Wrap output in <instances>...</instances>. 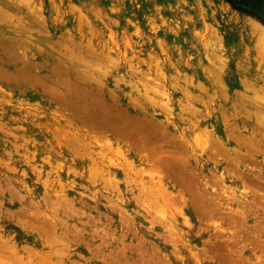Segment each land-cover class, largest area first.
<instances>
[{
  "label": "rangeland",
  "instance_id": "374dc122",
  "mask_svg": "<svg viewBox=\"0 0 264 264\" xmlns=\"http://www.w3.org/2000/svg\"><path fill=\"white\" fill-rule=\"evenodd\" d=\"M194 3L214 26L194 28ZM0 15V264H264V54L229 29L260 12L0 0Z\"/></svg>",
  "mask_w": 264,
  "mask_h": 264
},
{
  "label": "bare ground",
  "instance_id": "6f19581e",
  "mask_svg": "<svg viewBox=\"0 0 264 264\" xmlns=\"http://www.w3.org/2000/svg\"><path fill=\"white\" fill-rule=\"evenodd\" d=\"M19 1V0H18ZM16 3H17V1H16ZM7 5L8 6H6L7 8L6 9H10V10H12L11 8H12V6L10 5V4H8L7 3ZM11 7V8H10ZM187 7V6H186ZM24 8V7H23ZM26 8V7H25ZM189 8V9H188ZM187 10H188V12H193V13H195V14H197V16H196V19H195V21H193V25L195 26L194 28H196V27H199V26H205V24L209 21L210 22V25L211 26H214V24H212V21H214V17L218 14V11L217 10H215V9H212L211 7H209V6H207L206 8H204V7H202V5L201 4H198V3H194V4H192L191 6H189V7H187ZM7 15V14H6ZM8 15H10V14H8ZM1 16V15H0ZM10 16H12V14L10 15ZM243 16V15H242ZM5 17V16H4ZM7 18V17H6ZM232 18H233V20H232V23H231V26L232 27H230L229 29L235 34L233 37H234V41L236 42V44H239V46L241 45V47H243V48H246V47H248V48H250V51H249V53L250 54H253V55H256V58L255 57H253V59H251V61H258V58L260 57V55H262V54H264V26H263V24L260 22V21H256V20H252V19H249V18H246V17H239V16H236V15H233L232 16ZM197 25V26H196ZM207 26V25H206ZM206 26H205V28H206ZM210 31H211V33L213 32V33H215L216 31H215V28L214 27H211V29H210ZM210 34V33H209ZM213 36L215 37L216 36V34H213ZM212 36V37H213ZM238 46V45H237ZM83 93H85V92H83ZM86 95V94H85ZM117 114V113H116ZM108 117V116H107ZM119 117V115L117 116V118ZM120 119V118H119ZM118 119V120H119ZM108 120H109V118H108ZM110 120H112V119H110ZM109 120V121H110ZM115 119H113V121H114ZM117 120V121H118ZM108 121V122H109ZM121 122V121H120ZM123 122V121H122ZM109 123H111V122H109ZM115 123V122H114ZM124 123V122H123ZM122 123V124H123ZM133 124V123H132ZM132 124H131V126H132ZM113 125V124H112ZM119 125V124H118ZM124 125V124H123ZM127 124H125V126H126ZM145 125V124H144ZM148 125V124H147ZM113 126H115V125H113ZM113 126H110V127H113ZM117 126V125H116ZM115 126V127H116ZM120 126V125H119ZM138 126V125H137ZM143 126V125H142ZM152 126V125H151ZM151 126L149 127L150 129L148 130V129H146V128H144V127H142L141 128V126H140V128H138V127H134L133 126V130H134V128L135 129H137L138 128V130H142V131H140V132H142V134H143V129H145V131H150V132H152V130H153V128L151 129ZM122 127H124V126H122ZM129 127H130V125H129ZM152 127H154V126H152ZM117 128H118V126H117ZM126 128V127H125ZM155 128H157V127H155ZM113 129V128H112ZM116 129V128H115ZM123 129V128H122ZM120 130V129H119ZM119 130H117V132L119 131ZM128 130H131V129H128ZM128 130H127V132H128ZM137 130V131H138ZM154 130H156V129H154ZM121 131H123V130H121ZM121 131H119V133L121 132ZM132 131V130H131ZM136 131V132H137ZM113 132H116V131H114L113 130ZM125 132H126V130H125ZM135 132V130H134V133L133 134H135L136 133ZM139 132V131H138ZM138 132H137V134H138ZM139 132V134H141ZM147 132H144V134L145 133H147ZM158 132H160V130H158ZM129 134H132V133H130V131L128 132ZM157 133V132H156ZM161 133V132H160ZM126 134V133H125ZM132 134V136H134ZM141 134V135H142ZM148 134V133H147ZM151 134V133H150ZM118 135H121V134H118ZM149 135V134H148ZM153 135V134H152ZM151 135V136H152ZM157 135H158V133H157ZM156 135V136H157ZM122 136H123V132H122ZM139 137H140V135H138ZM150 136V137H151ZM121 137V136H120ZM130 137V136H129ZM142 137V136H141ZM127 138H128V135H127ZM145 138L146 137H144V135H143V137H142V139L143 140H145Z\"/></svg>",
  "mask_w": 264,
  "mask_h": 264
},
{
  "label": "trees",
  "instance_id": "16d2710c",
  "mask_svg": "<svg viewBox=\"0 0 264 264\" xmlns=\"http://www.w3.org/2000/svg\"><path fill=\"white\" fill-rule=\"evenodd\" d=\"M237 5H244L250 10L258 11L264 17V0H232Z\"/></svg>",
  "mask_w": 264,
  "mask_h": 264
}]
</instances>
